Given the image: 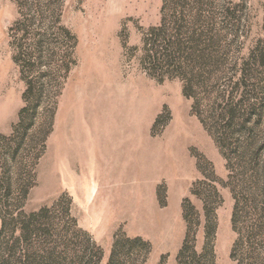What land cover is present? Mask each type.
Masks as SVG:
<instances>
[{
  "label": "rangeland",
  "instance_id": "rangeland-1",
  "mask_svg": "<svg viewBox=\"0 0 264 264\" xmlns=\"http://www.w3.org/2000/svg\"><path fill=\"white\" fill-rule=\"evenodd\" d=\"M176 47L217 56L202 113L159 66ZM205 111L264 145V0H0V264H110L118 239L113 264H264V202Z\"/></svg>",
  "mask_w": 264,
  "mask_h": 264
},
{
  "label": "trees",
  "instance_id": "trees-1",
  "mask_svg": "<svg viewBox=\"0 0 264 264\" xmlns=\"http://www.w3.org/2000/svg\"><path fill=\"white\" fill-rule=\"evenodd\" d=\"M180 24V20H174L172 25L174 28L176 27L178 29L181 27ZM166 28V22L163 18L159 27L152 28V35L154 39L157 37H161L162 34H166ZM176 45L177 41H173V39L172 41L170 40L171 47ZM183 52L184 51L182 48L176 47L175 50L172 51V53L179 56L171 54L169 58L164 59L159 66H161V68L165 70L164 72L173 71L176 72L178 76L183 78L185 82V93L189 97L192 96L194 99H196L195 109L197 110V112L202 113L204 111L199 110L200 99L198 96L202 94L204 88L207 85V82L213 80L217 76L216 73L221 70L220 66L218 65L217 56L213 52L207 51V48L199 52L192 51V54L189 53L188 57H186V59L191 58L192 61H190V63L184 64L185 62H182L183 58L181 56ZM178 59H180V61H178ZM205 113L207 114V111H205ZM203 114L200 115L203 116ZM234 114L235 112L231 111L230 116L226 117L229 121H226L223 120L221 117H217L218 119H216L213 111L211 113H208L207 118L203 119L202 122L209 129V131H211L222 153L227 156L226 158H228L229 160H236L240 164H242L244 168L241 177L242 182H239L236 185L238 186L241 195L243 194L244 190L249 191L252 189V191L250 192H253V198L255 200L259 199L264 202V157L262 156V154H264V145H260V143L257 142V136L256 133H254L253 128L247 130L248 135L245 139L242 138V134L245 129L244 124L235 123ZM205 190V198H207L208 200L205 209L208 213V205L212 202V196L213 198L215 197V193L208 189ZM239 204H241L240 199L236 194V204L233 218V222L235 223V225L238 221L239 216L241 218L244 214V207L240 206ZM42 212H44V210L37 213L32 212L30 216L37 218L40 217V214ZM46 212L48 211H45V213ZM4 224L5 222L3 221V228L5 226ZM22 226V235H25L26 237L28 234H31L33 230L39 232H46V230L49 229V226L47 225L43 229L37 228L33 230L30 229L31 227H29V225ZM207 230L209 232L211 231L209 227ZM212 230H214V228H212ZM260 231L263 232L261 234H264L263 227L260 228ZM89 239L91 240L90 237ZM187 239L180 251V256L181 258L183 256V259L185 258L186 254L191 253L192 249L194 248V245L190 244ZM140 240L141 239L133 240L131 238H128V242H135ZM91 243L95 248H97L94 241H91ZM118 244L119 239L115 241L110 264L114 263L113 256ZM97 249V251H100L99 247ZM233 252H235V250ZM196 255L197 251H192L191 258H193V260L196 261L197 264H204L201 262V260H199L200 258H197Z\"/></svg>",
  "mask_w": 264,
  "mask_h": 264
}]
</instances>
